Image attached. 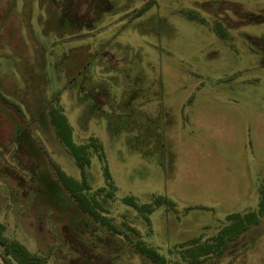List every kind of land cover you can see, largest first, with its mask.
I'll return each mask as SVG.
<instances>
[{
  "label": "rangeland",
  "instance_id": "1",
  "mask_svg": "<svg viewBox=\"0 0 264 264\" xmlns=\"http://www.w3.org/2000/svg\"><path fill=\"white\" fill-rule=\"evenodd\" d=\"M63 8L83 24L60 22ZM55 113L89 147V194L121 234L58 183L53 163L78 182L83 173L56 137ZM262 186L264 0H0L7 241L41 264H155L138 241L166 264H187L183 245L256 211ZM127 197H167L175 208L139 213ZM205 264H264V217Z\"/></svg>",
  "mask_w": 264,
  "mask_h": 264
},
{
  "label": "trees",
  "instance_id": "2",
  "mask_svg": "<svg viewBox=\"0 0 264 264\" xmlns=\"http://www.w3.org/2000/svg\"><path fill=\"white\" fill-rule=\"evenodd\" d=\"M60 22L66 26L79 27L82 23L77 20L75 14L62 9ZM51 124L54 128L58 141L66 148L68 153L75 159L77 165L82 170L83 180L81 182L69 177L56 164H52L56 174L57 181L64 191L76 203L78 209L88 215L94 222L106 229L111 234H121L112 220L105 214L108 211L98 200V194L90 195L91 187L88 184L84 169L90 165L91 157L89 147L87 145H76L73 142V129L67 118L61 113H55L51 117ZM124 203L138 211L151 215L157 208L167 207L174 209L175 204L167 197H158L150 204L139 205L134 197H127ZM264 217V186L260 189V201L256 211L248 213H234L227 217V223L219 232L202 242L200 238L190 240L183 245L189 246L183 251V258L187 264H205L208 261H218L227 251L239 243L240 237L248 232L251 228L260 224L261 218ZM147 220H149L147 218ZM131 232L138 234L135 229L130 228ZM0 247L4 249L6 258L3 259L4 264H41L38 257L31 254L26 249L13 245L2 236L0 228ZM135 251L144 255L155 264H166V258L161 255L157 249L147 245L144 241H138L133 244Z\"/></svg>",
  "mask_w": 264,
  "mask_h": 264
},
{
  "label": "flooded vegetation",
  "instance_id": "3",
  "mask_svg": "<svg viewBox=\"0 0 264 264\" xmlns=\"http://www.w3.org/2000/svg\"><path fill=\"white\" fill-rule=\"evenodd\" d=\"M3 262V261H2Z\"/></svg>",
  "mask_w": 264,
  "mask_h": 264
}]
</instances>
